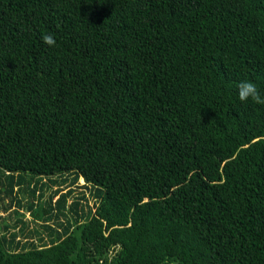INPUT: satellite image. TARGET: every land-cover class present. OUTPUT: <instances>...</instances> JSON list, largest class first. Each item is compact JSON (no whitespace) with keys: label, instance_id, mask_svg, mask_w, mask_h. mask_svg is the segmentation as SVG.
Wrapping results in <instances>:
<instances>
[{"label":"trees","instance_id":"trees-1","mask_svg":"<svg viewBox=\"0 0 264 264\" xmlns=\"http://www.w3.org/2000/svg\"><path fill=\"white\" fill-rule=\"evenodd\" d=\"M245 80L264 0H0V264H264Z\"/></svg>","mask_w":264,"mask_h":264},{"label":"clouds","instance_id":"clouds-1","mask_svg":"<svg viewBox=\"0 0 264 264\" xmlns=\"http://www.w3.org/2000/svg\"><path fill=\"white\" fill-rule=\"evenodd\" d=\"M42 39L48 46H55L56 41L52 35H44ZM238 96L241 102L251 99L256 104H264V96H261L257 86L247 80L238 84Z\"/></svg>","mask_w":264,"mask_h":264},{"label":"rangeland","instance_id":"rangeland-1","mask_svg":"<svg viewBox=\"0 0 264 264\" xmlns=\"http://www.w3.org/2000/svg\"><path fill=\"white\" fill-rule=\"evenodd\" d=\"M43 179H44V181H47L48 182V177H46V176H44L43 177ZM83 182V180L81 179V178H79V180H78V182H76V183H78L79 185H81V183ZM49 185H51V183H49ZM52 186V185H51ZM60 186V188L62 189V190H66L67 188H68V185L66 184V185H64V184H62V185H59ZM46 187V186H45ZM52 187H56V185H53ZM74 192H73V194H77L78 192H80V191H83V192H85L84 191V189L83 188H81V187H77V185H74ZM49 191H45V193L47 194ZM45 196V195H44ZM56 198V197H55ZM25 199H27V198H25ZM28 200V199H27ZM71 200V197L69 198V201ZM83 202V201H82ZM87 205L88 206H91V207H93V205H92V200L90 199V197L88 196V198H87ZM41 208H43V205H41ZM85 208V207H84ZM24 210H26V207L23 205L22 207H21V210L20 211H22V213H24V220H25V218L26 219H29V217H30V215L25 211L24 212ZM41 210V209H40ZM40 212V211H39ZM7 213L6 212H4V211H2V210H0V215H2V216H4V215H6ZM12 219H13V215L11 216V218L9 219V221H12ZM7 222V221H6ZM37 224L36 223H32V222H30V221H28V223H27V226H28V228L29 227H33V226H36Z\"/></svg>","mask_w":264,"mask_h":264}]
</instances>
